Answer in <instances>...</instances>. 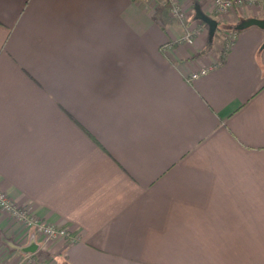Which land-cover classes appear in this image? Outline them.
I'll return each instance as SVG.
<instances>
[{
    "label": "crops",
    "instance_id": "crops-1",
    "mask_svg": "<svg viewBox=\"0 0 264 264\" xmlns=\"http://www.w3.org/2000/svg\"><path fill=\"white\" fill-rule=\"evenodd\" d=\"M244 1L227 30L264 18ZM203 23L188 46L132 0H0V191L75 237L0 209V264H264V30L218 58Z\"/></svg>",
    "mask_w": 264,
    "mask_h": 264
},
{
    "label": "built area",
    "instance_id": "built-area-1",
    "mask_svg": "<svg viewBox=\"0 0 264 264\" xmlns=\"http://www.w3.org/2000/svg\"><path fill=\"white\" fill-rule=\"evenodd\" d=\"M170 6L175 14L182 16L180 7L177 5L176 0H169ZM213 9L220 13H227L232 10L241 9L251 2H245L244 0H212ZM185 34L178 38L176 42L178 44L191 46L195 42V36L192 29L185 30ZM238 30L231 31L227 37V43L225 50L228 51L231 45L233 44ZM170 46V45H168ZM218 65L217 62L214 65L202 66L197 71L191 74V79H197L201 76H204L210 72V70ZM0 209L6 212L11 213L15 218L25 225L27 229H36L38 233L43 235L47 240H56L59 238H70L71 241H75V237H71V233L65 228H58L54 225L48 224L43 221L35 219L31 213L27 210H22L9 198V196L0 191ZM29 256H26V259L29 260ZM25 259V260H26ZM45 264V263H44Z\"/></svg>",
    "mask_w": 264,
    "mask_h": 264
},
{
    "label": "rangeland",
    "instance_id": "rangeland-1",
    "mask_svg": "<svg viewBox=\"0 0 264 264\" xmlns=\"http://www.w3.org/2000/svg\"><path fill=\"white\" fill-rule=\"evenodd\" d=\"M134 3H136V5H138L140 8H142L149 16H154L156 18H161V16L163 15V13L167 12L168 15H170V17H172L174 20L178 21L180 23V25H182L183 27V31L184 33L182 34V36L185 34V30L192 29V31L195 33V41L196 39H198L201 36H205L206 38L208 37V27L200 20H194L192 17H189V10L191 11L194 7L193 5H189V8L187 7V1L185 2L184 0H176L177 5L180 7L182 16L177 15L173 12L172 10V6H170V1L169 0H132ZM213 5V4H212ZM255 3H251L246 5L245 7L241 8V9H236V10H232L230 12L227 13H220L217 12L215 10V8L213 10V17L219 21L220 27H219V31L216 32V42H215V49L218 50V58H220V56L225 55V48H226V43H227V37L228 34L231 31H234V29H228L227 27L229 24L228 20L231 18H238L239 16H244V18H247L249 16H252L251 14L253 13L254 9H259L258 5H255ZM264 6V5H263ZM264 8V7H263ZM155 14V15H154ZM239 21V18H238ZM227 26V27H226ZM195 44V42H194ZM192 44V45H194ZM219 46L221 47V49L219 48ZM208 57L205 56L204 59H207ZM219 60V59H218ZM207 64L208 65H214L215 61H211V60H207ZM16 205V204H15ZM20 208V207H19ZM22 210H27L31 213V215L37 219L32 212L29 209H25V208H21ZM4 211V210H2ZM6 212V211H5ZM9 213V212H7ZM10 215H12L11 213H9ZM13 216V215H12ZM14 217V216H13ZM15 218V217H14ZM17 219V218H16ZM39 220V219H37ZM42 221V220H39ZM45 222V221H43ZM48 223V222H46ZM50 224V223H48ZM53 225V224H51ZM66 229V228H65ZM68 230V229H67ZM69 231V230H68ZM70 232V231H69ZM66 239V237H64Z\"/></svg>",
    "mask_w": 264,
    "mask_h": 264
},
{
    "label": "water",
    "instance_id": "water-1",
    "mask_svg": "<svg viewBox=\"0 0 264 264\" xmlns=\"http://www.w3.org/2000/svg\"><path fill=\"white\" fill-rule=\"evenodd\" d=\"M197 11H198V18L209 26V37L210 39H213L216 30L218 28V21L212 17L203 14L200 7H197ZM252 26H257L264 30V18L251 17L248 19H244L240 21V23L237 25L236 30H243Z\"/></svg>",
    "mask_w": 264,
    "mask_h": 264
},
{
    "label": "trees",
    "instance_id": "trees-1",
    "mask_svg": "<svg viewBox=\"0 0 264 264\" xmlns=\"http://www.w3.org/2000/svg\"><path fill=\"white\" fill-rule=\"evenodd\" d=\"M225 51H226V50H225ZM226 52H227V51H226ZM226 52H225V53H226Z\"/></svg>",
    "mask_w": 264,
    "mask_h": 264
}]
</instances>
